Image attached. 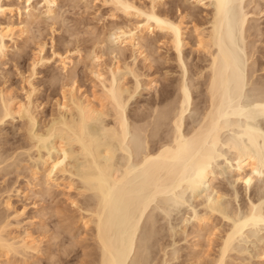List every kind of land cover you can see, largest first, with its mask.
I'll return each mask as SVG.
<instances>
[{
	"label": "bare ground",
	"instance_id": "1",
	"mask_svg": "<svg viewBox=\"0 0 264 264\" xmlns=\"http://www.w3.org/2000/svg\"><path fill=\"white\" fill-rule=\"evenodd\" d=\"M20 1L28 3L26 20L16 24L11 17L13 12L21 17L20 7H14L12 0H0V59L7 55L8 42L26 36L29 24L40 14L51 19L56 14V0H39L43 2L40 13L32 6L35 0ZM99 1L129 20L128 17L137 19L131 26L116 27L111 35L112 42L132 50L133 60L135 55L147 59L144 52L149 48L145 46H151L156 37L167 39L182 69L176 89L171 92L166 89L162 96L150 101L149 109L129 115L128 103L140 86L138 71L133 66L135 60L132 64L113 63L105 72L93 70L100 87L98 91L91 90L88 94L74 87V83L64 84L56 103L57 113L52 114L44 130L36 131L38 123L32 100L36 88L32 77L36 67L50 58L44 53L45 43H41L25 79V98L17 100L9 90L0 92V122L16 117L25 122L29 147L38 153L36 160L44 157L41 149L47 150L46 156L40 159L44 178L41 182L36 180L40 190L60 186L57 181L60 178L66 191L75 190L76 195L84 197L81 203L75 199L70 202L79 213V226L93 244L94 257L86 264H126L131 256L135 264H145L147 257L142 241L164 230L161 224L156 225L159 219L153 210L165 212L170 201L183 200L185 191L197 193L211 183L216 175L213 163L225 156L224 149L233 152L227 161L234 168L236 181L249 187L254 177L264 174V134L254 123L255 117L264 116V75L254 79L264 57L256 41L247 40L252 34L264 35L255 17L264 9L257 0H190L197 5L193 7L206 9L209 17L200 25L192 21V43L202 55L198 56L192 77L187 81L182 48L189 43L184 18L198 21L196 12L189 11L174 19L157 9L162 0H148L146 5L137 3L138 0ZM52 56L57 57L61 69L66 71L68 57L54 50ZM260 70L264 71V63ZM127 75L134 78L132 88L125 83ZM247 83L254 97L245 101ZM194 98L203 102L202 107ZM191 110L198 116L196 119L187 117ZM226 131L230 132L224 135ZM2 158L0 163L4 161ZM37 169L31 172L33 180L37 179ZM210 190L198 204L202 212L193 210L192 217L199 231L216 214L229 220L213 261V264H224L235 237L249 225L264 223V207L251 201L242 213L235 214L222 201L221 191L214 187ZM5 191L1 203L8 214L0 217V250L5 255L14 253L26 257L29 252L40 255V241L29 226L23 225L24 209L13 208L11 188ZM139 227L145 234L141 240L137 237ZM13 229L21 230L13 234ZM204 236L209 242V230Z\"/></svg>",
	"mask_w": 264,
	"mask_h": 264
},
{
	"label": "rangeland",
	"instance_id": "2",
	"mask_svg": "<svg viewBox=\"0 0 264 264\" xmlns=\"http://www.w3.org/2000/svg\"><path fill=\"white\" fill-rule=\"evenodd\" d=\"M257 1L264 9V0ZM136 2L146 5L148 0ZM191 2L190 0H162L157 7L159 11L169 13L168 15L174 19L189 11L196 12L199 17L198 21L188 16L184 18L188 27L186 40L189 43L182 48L184 62L188 70L185 75L187 81L192 77L191 71L194 70L193 66L197 60L199 61L198 56L202 55L195 51L190 27L193 22L198 25L203 24L205 19L209 17L206 14V9L202 6L193 7L196 4H191ZM12 3L14 7H20L22 11L21 17L13 12L12 20L16 24L20 21L25 22V9L28 3L20 0H12ZM42 4L43 2L35 0L32 6L36 12L40 13L43 11ZM248 9L250 10V7ZM54 11L56 14L52 19L40 14L35 21L29 24L28 35H23L16 42L9 41L7 55L0 59V92H6V90L8 92L9 90L10 94L16 96L17 100H23L27 89L25 79L30 74V64L36 56L37 48L41 43H45L44 53L50 57L49 61L43 65H38L36 73L32 77L33 85L36 88L32 97L38 123L35 126L36 131L41 128L44 130L52 114L57 113L56 103L61 97L60 93L64 84L67 86L71 84L70 86H72L74 83V87H79L80 91L88 94L92 92L91 90L98 91L100 87L93 70L99 69L105 72L107 67L113 63L118 65L132 64L135 60L133 66L136 72L138 71L140 86L128 103L129 115H133L136 111L149 109L150 101L162 96L166 89L170 92L176 89L182 69L178 67L179 62H177L176 53L166 38L163 40L162 37L158 36L156 37L158 39L151 46H145V48H151L150 50L145 49L144 54L148 55L147 59H143L141 55H135L134 60V55L129 47L122 48L111 41L112 32L116 30V27L133 25L137 21L134 17H128L129 20L121 15V12L114 11L111 6L103 4L99 0H56ZM255 17L258 27L264 31V12ZM203 26L206 27L207 25L204 24ZM262 36L252 34L250 35L251 38L247 37V40H255L256 46L261 48V56L264 57V41H262L264 37ZM53 50L55 53L58 52V54L68 57L66 71L61 69L57 57L52 56ZM261 60L264 61V58ZM262 61L259 62L260 68L261 64L264 63ZM260 68L255 73L254 79L264 75V71ZM149 81H152L151 84ZM125 83L132 88L135 85L134 78L127 75ZM250 86V83H247L244 87L246 94H244L243 100L246 99L245 101L254 97ZM201 91L204 94V89ZM194 100L198 101L196 98ZM195 101H193V105L196 103ZM201 102H199L200 107L203 105ZM189 116L195 119L198 117L193 110L189 114L187 112V117ZM189 118L187 121L191 123ZM254 123L264 134V116L255 117ZM23 124L25 122L17 117L13 120L0 122V156L4 157L3 163H0V203L6 195L5 189L11 188L12 206L17 210L24 209L22 218L25 224H22L29 226L33 236L40 241L41 252L40 255L29 252L30 255L27 253L25 257V255L14 253L5 255L6 253L0 250V264H86L94 257L93 244H91L92 241L87 237L88 235L82 226H79V213L70 202V200L75 199L81 203L84 201V197L76 195L75 190L66 191L62 187L64 181H61L60 178L57 180L58 183L60 182V186L52 185L47 190H40L37 181L39 179L41 182L44 178L42 160L40 159H43L48 152L46 149H41V157L42 155L44 157L36 160L38 153L35 148H30L31 143L28 135H25L27 133ZM229 132L226 131L224 135L229 134ZM23 148L28 152H24ZM224 151L225 156L218 158L213 163L216 175L211 183L202 186L197 193L185 191L183 200L179 203L170 201L169 206L166 205L167 207H165V212L153 210L160 222L156 225L161 224L164 230H161L159 234L154 233L142 241V247L144 245L142 249L147 257L145 264H191L193 262L196 264H213L217 257L220 237L227 231L229 220L221 219L216 214L199 231L192 217L193 210L197 213L202 212V207L198 204L211 191V187L223 193L222 201L224 200L225 204H229L230 209L228 207V210L234 211L235 214L242 213L251 201L260 207H264V174L261 173L254 177L249 187L244 186L234 179V168L227 161H230L233 152H227L226 149ZM2 157L0 159H3ZM6 158L7 161H5ZM34 168H38L39 171H37V179L33 180L31 172L35 170ZM16 190L19 192L17 193ZM7 212L1 203L0 217L6 216ZM20 230L15 229L13 234ZM207 230H209V242L204 236ZM143 235H145L143 228L140 229L139 227L137 237L141 240L142 237L144 239ZM55 236H57L56 239ZM131 257L127 259L126 264H135ZM224 264H264V223L249 225L235 237Z\"/></svg>",
	"mask_w": 264,
	"mask_h": 264
}]
</instances>
